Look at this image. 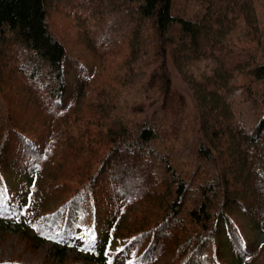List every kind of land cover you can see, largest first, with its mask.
I'll return each instance as SVG.
<instances>
[{
  "label": "trees",
  "instance_id": "16d2710c",
  "mask_svg": "<svg viewBox=\"0 0 264 264\" xmlns=\"http://www.w3.org/2000/svg\"><path fill=\"white\" fill-rule=\"evenodd\" d=\"M107 1V11L116 14L109 24L117 17L126 24L127 52L119 62L125 74L117 88L104 84L110 62H98L108 44L84 37L94 55L88 64L52 32L50 11H61L65 0H0V96L22 93L16 103L26 118L18 126L13 103L9 109L0 105V117H6L0 120L6 132L0 139V189L18 192L9 199L11 208L0 197V220L20 212L21 199L31 200L35 168L74 146L92 122L105 151L90 162L89 155L81 161L60 157H70L74 174L51 186L69 189L67 180L76 178L80 185L57 210H42L35 239L77 244L85 258L75 264H112L114 248L131 264H154L166 255L169 264H246L256 245L243 238L233 213H243L263 232L264 60L228 67L216 54L240 21V35L258 41L257 0H198L199 10L190 16L173 14L172 0ZM102 29L106 37L108 22ZM210 58L216 62L208 72L197 77L190 71L192 62ZM171 68L196 109L198 136L189 161H178L166 143L174 139L167 131L176 121L174 110L186 103L172 85ZM130 89L143 97L125 103L124 117L113 118V99ZM86 212L93 228L76 232L88 225Z\"/></svg>",
  "mask_w": 264,
  "mask_h": 264
},
{
  "label": "rangeland",
  "instance_id": "374dc122",
  "mask_svg": "<svg viewBox=\"0 0 264 264\" xmlns=\"http://www.w3.org/2000/svg\"><path fill=\"white\" fill-rule=\"evenodd\" d=\"M255 6L261 31L260 37L258 41L242 37L240 34L244 25L240 21L230 33L223 51L216 54L217 59H221L228 67L242 61H249L250 64L255 65L259 64L261 60H264V0L255 1ZM107 10V0H65L61 11H50L48 22L52 32L61 40L66 51L88 64L94 61V55L86 48L84 37L92 38L94 43H98L100 40V43L108 44V47L104 46L107 49L106 56L99 59L98 62L104 63L105 59L110 62L103 72V77L105 78L104 84H109L117 88V86H120L118 79L125 74V70L119 68V62L127 52L125 40L126 29H124L126 24L119 22L118 17L115 23L109 24V21L116 14ZM198 10V0H172L173 14H186L190 16ZM107 22L109 31L105 37L102 34V26ZM115 27L121 29L112 32ZM215 62V58L197 60L190 64L189 69L194 75L199 77L203 72H208L211 65ZM137 74L140 75V72L138 71ZM171 77L173 87L176 91L185 95L186 103L184 107L179 109H175L176 107L174 106L176 121L173 123L172 128L167 129L168 132H173L174 139L168 140L166 143L171 146L173 155L178 158V161H189L193 159L192 149L198 136L195 127L196 109H194L195 106L189 90L173 68H171ZM239 79L240 77H237L235 80L238 81ZM136 81L137 85L135 87L140 88L138 82L142 81V79L139 78ZM100 84H102V80ZM8 88L9 86H5L3 91L6 92ZM19 94L15 91H10L8 96H0V105H6V108L9 109L10 103H13L12 118L16 119L15 121L18 123V126L26 121L24 110H21L20 105L16 103L15 95ZM142 97L143 94L139 90L135 91L130 89L127 92L120 91L117 98L113 99L116 110L112 117H124L126 114L125 103H130L138 99L141 100ZM244 110L245 108H243ZM1 119H6V117H0ZM246 119L247 115H244L243 120ZM84 125L88 130L84 135L82 134L80 136V140L84 141L85 139V141L80 142V140H75L77 142L75 143L74 141V146L65 147L66 151H61L57 155L52 154L51 159L41 162L40 166L34 170L35 184L31 188V200L24 201L21 199L20 204H22V208L20 212L12 215L8 222L0 220V264H75L83 256L77 244L62 247L60 244H53L50 240L35 239L34 236L37 230H35L34 226L39 219L38 217L42 215V210L46 208L48 211L57 210L60 204L80 185L78 178H76L75 181L67 180L72 181L69 189H56L51 186L53 183L62 181L69 175L74 174L70 165V157L65 160L60 159V157L64 154H66L64 157H68L71 154V156L81 161L83 157L85 159L89 155L86 159L90 162L95 153L98 156L99 151H105V146L104 148L102 147L104 142L100 143L98 140L100 139V134L97 132L99 130H97L98 127L95 123L87 122ZM73 134L76 135L78 132H73ZM31 136L33 138L35 137L34 134H31ZM5 137L6 132L0 131L1 143ZM16 146L13 144L12 149ZM71 151H74V153L72 154ZM33 161L38 162L39 160ZM82 166L84 168L86 167L85 161L82 163ZM58 173H61V175L57 176ZM50 186L53 190H51ZM14 195L17 196L18 192H14L11 188L0 189V197L3 202L8 204L7 206L9 208L13 207L9 199L11 200ZM14 210H16V205L14 206ZM85 217H87L88 222L86 224L88 225L75 227L74 230L76 232H84L85 234L91 232L89 229L93 228V225L90 223L92 216L86 212ZM98 217L100 218L101 215H98ZM233 217L237 221L243 238L248 240L250 244L256 245L255 253L247 258L246 264H264V230L263 232L255 230L251 219L239 211L233 213ZM125 220V225L132 222L131 217ZM55 231L63 230H61V226H57ZM93 240L97 241V238L93 237ZM80 242H83V239ZM59 248H63V251L59 252ZM110 255L112 259H116V263H119L121 255L118 253L117 248H114ZM128 259L130 258L128 257ZM170 260L171 256L166 255L154 264H169ZM220 263L225 264L223 260Z\"/></svg>",
  "mask_w": 264,
  "mask_h": 264
}]
</instances>
